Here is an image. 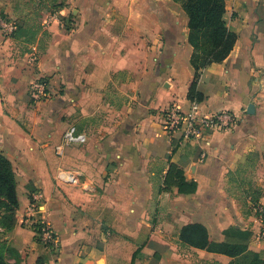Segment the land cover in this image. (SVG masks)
Listing matches in <instances>:
<instances>
[{"label":"crops","instance_id":"crops-1","mask_svg":"<svg viewBox=\"0 0 264 264\" xmlns=\"http://www.w3.org/2000/svg\"><path fill=\"white\" fill-rule=\"evenodd\" d=\"M225 2L238 38L224 61L202 69L199 104L203 113L234 112L237 123L181 142L162 124L163 109L192 104L194 48L181 2L44 0L36 24L22 23L20 13L33 0H0V14L19 26L11 35L0 29V152L14 166L19 202L14 227H0V246L16 251L10 261L18 254L21 264H242L182 241L181 229L194 223L215 245L245 233L264 258L254 211L264 205V0ZM54 13L59 19L45 25ZM39 78L49 97L35 104L29 89ZM74 121L87 141L60 157L56 145ZM171 163L197 181L195 193L165 189ZM59 168L80 174L63 183ZM35 191L58 249L23 223Z\"/></svg>","mask_w":264,"mask_h":264},{"label":"trees","instance_id":"trees-1","mask_svg":"<svg viewBox=\"0 0 264 264\" xmlns=\"http://www.w3.org/2000/svg\"><path fill=\"white\" fill-rule=\"evenodd\" d=\"M36 6L44 0H33ZM181 2L189 18L188 41L194 51L191 64L195 69L194 79L188 91V99L192 102H203L205 95L198 89V80L202 69L212 63L224 61L234 49L237 34L230 30L224 18L225 0H174ZM19 30V26L16 32ZM16 176L12 161L0 152V206L5 210L0 217V227L11 229L15 225V209L18 207ZM166 190L177 187L180 193H195L198 188L196 180H188L184 169L177 163H171L164 178ZM235 228L229 231H234ZM242 234L239 240L223 244L210 243L206 227L199 223L185 225L180 232L182 241L199 248L221 251L239 259L242 264H264V258L258 252L248 248L249 235ZM14 248L3 243L0 246V264H21L16 254L10 261L7 254H13Z\"/></svg>","mask_w":264,"mask_h":264},{"label":"built area","instance_id":"built-area-1","mask_svg":"<svg viewBox=\"0 0 264 264\" xmlns=\"http://www.w3.org/2000/svg\"><path fill=\"white\" fill-rule=\"evenodd\" d=\"M57 14H51L45 20V25L58 20ZM69 26V22H67ZM18 24L5 15L0 14V29L8 35L16 32ZM30 97L33 102H40L49 97L48 82L45 78H39L30 85ZM163 129L172 139L186 142L192 139H204L216 131H226L234 128L237 123V116L234 112L221 110L216 112L203 113L199 102H192L189 110H182L178 105L171 104L162 110ZM87 136L81 132L76 125H70L64 132L62 141L56 145V153L62 157L65 149L71 144L85 143ZM78 171H69L59 168L56 179L63 183H74ZM44 197L41 191L31 194L30 204L24 217V225L31 228L35 233V239L51 249H58L61 240L54 231L52 225L39 216ZM255 214L260 221V228L256 237L264 241V205L258 204L254 207Z\"/></svg>","mask_w":264,"mask_h":264},{"label":"rangeland","instance_id":"rangeland-1","mask_svg":"<svg viewBox=\"0 0 264 264\" xmlns=\"http://www.w3.org/2000/svg\"><path fill=\"white\" fill-rule=\"evenodd\" d=\"M20 9L22 10V11L20 10L21 16L23 17L22 23L34 22L37 24V22L39 20L37 6H35V7L26 6L23 3H21ZM44 36L46 37V34H44ZM31 101H32V99H31ZM32 103H35V102L32 101ZM104 116H105V119L107 120L108 117L110 116L109 112H105ZM73 123H74V125L76 124V126H78V128H79V124L77 123V121H74ZM4 214H6L5 210L0 206V217L4 216Z\"/></svg>","mask_w":264,"mask_h":264},{"label":"water","instance_id":"water-1","mask_svg":"<svg viewBox=\"0 0 264 264\" xmlns=\"http://www.w3.org/2000/svg\"><path fill=\"white\" fill-rule=\"evenodd\" d=\"M252 109H253V104H251V105L249 106L248 111H249V112H252Z\"/></svg>","mask_w":264,"mask_h":264}]
</instances>
